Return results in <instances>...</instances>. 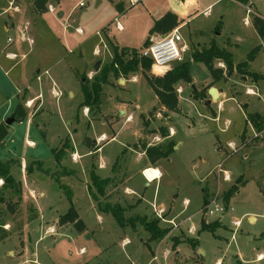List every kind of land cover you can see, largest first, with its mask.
<instances>
[{"label":"rangeland","instance_id":"1","mask_svg":"<svg viewBox=\"0 0 264 264\" xmlns=\"http://www.w3.org/2000/svg\"><path fill=\"white\" fill-rule=\"evenodd\" d=\"M79 1L61 0L54 5L57 1L49 0L45 11H39L33 0H0V122L13 126L0 144V159L17 158L21 163L13 169L17 182L23 186L29 182L37 194L26 201L23 196L14 197L12 207L0 202V224H4L0 233L5 230L8 234L0 241V264H264V130L262 137H256L259 130L250 119L258 114L264 117V39L255 26L256 17L264 20V0H251L257 16L249 17L243 5L225 0L224 14L213 30L206 31L211 37L216 35L233 62L252 61L250 70L258 73V81L249 76L245 82L239 71L230 77L226 63L212 57L214 75L227 84L226 95L222 102L213 100L207 105L204 97L214 75L204 60L194 59L192 46L201 40L189 35L186 26L181 34L189 49L183 52L182 61L172 66L188 62L192 82L174 84L178 97L174 110L163 106L156 95L152 83L165 90L157 82L164 75L156 74L150 66L125 76L111 72L102 86L100 107L94 112L79 107L84 99L81 83L84 78L90 83L112 60L113 46L104 41L99 30L109 23L115 27L116 14L106 10L104 0L106 8L100 0H90L81 8ZM161 1L165 0L139 3L140 17L133 26L122 33L113 28L115 41L145 48L143 42L151 30L143 17L145 10ZM4 7L11 12L13 25L1 16ZM216 9L197 19L202 30L210 29ZM61 10H65L62 17ZM65 20L71 21L70 27ZM82 20L91 27L85 36L76 33L75 25ZM19 25L28 28L33 41L30 37L20 39ZM201 49L199 52L205 53L210 47ZM252 52L255 57L249 60ZM23 67L29 76L41 75L42 81L28 84V78L22 76ZM46 70L48 74H44ZM17 84L21 88L29 85V94L22 90L18 97ZM248 87L257 92L248 93ZM202 91L203 98L194 97ZM28 96L34 98L31 107L25 99ZM20 101L30 117L23 123L14 120L7 124ZM67 137L74 150L58 164L53 149ZM156 147L172 150L168 157L153 161L146 151ZM35 160L41 163H33ZM31 163L33 171L28 172ZM220 164L230 180L219 177ZM148 166L158 168L162 176L146 186L142 172ZM92 168L100 177L110 178L104 192L96 193L101 203L118 202L126 207L128 216L140 214L151 219L161 214L160 225L172 226L168 236L149 244L150 234L140 224L136 230L121 227L112 214L100 212L89 192ZM68 170L73 173H66ZM236 184L238 190L225 201L224 194ZM64 185L74 192L72 202ZM212 199H218L221 209L204 215ZM72 206L84 221L83 230L74 223H59ZM202 219L219 220L221 226L214 232L202 230ZM172 236L182 242L176 249ZM188 238L198 244L193 247L185 241Z\"/></svg>","mask_w":264,"mask_h":264},{"label":"trees","instance_id":"2","mask_svg":"<svg viewBox=\"0 0 264 264\" xmlns=\"http://www.w3.org/2000/svg\"><path fill=\"white\" fill-rule=\"evenodd\" d=\"M49 0H33L35 7L39 11H45V4ZM59 2L60 0H56ZM240 3L247 4L249 0H236ZM178 16L176 13L168 12L161 18L155 21L153 27L150 30V35L155 33H168L173 30L178 25ZM255 26L259 33V35L264 39V20L256 17L255 18ZM150 36L148 40L145 42V47L149 45ZM142 50L140 48H131V47H118L113 46V57L110 62H108L103 69H100L98 74L88 83L87 78H84L81 85L82 91L84 94V99L80 103L79 107H87L89 111L94 112L100 107V96L102 92V86L104 83L107 82L109 74L113 72L115 75L118 76H125L132 72H136L140 67L144 69H148L152 66V60L142 56ZM255 56V53L249 54V60H252ZM195 60H204L208 65L210 71L214 75V67L212 64V57H217L222 59L228 68V74H232L235 69L241 73H247V65L248 61L238 63L234 66L232 54L225 49H220L215 44H212L209 50L205 53L203 52H195L193 54ZM255 78H258L256 74H253ZM214 77H216L214 75ZM220 78V77H216ZM183 79L187 82H192V77L189 73V63L183 62L179 66L174 67L171 71L167 72L162 79L158 80V84L163 85L165 90H159L154 83L153 89L158 96L159 100L161 101L162 105L167 107L168 109H175L178 104V97L175 93L174 84ZM194 97H201L203 98V92L197 93ZM27 116V111L23 107L21 103L17 105L14 110L13 117L16 121L20 122L23 121ZM250 118V117H249ZM251 121L255 125V127L260 130L262 129V124L264 123V119L261 118L260 114L256 116H252ZM9 132V127L4 123L0 122V144L5 140ZM88 143H86L87 145ZM89 146V145H88ZM99 148V147H98ZM93 149V150H97ZM74 150V146L72 144L71 138L67 137L60 147H56L53 149L55 161L58 164H62L66 159L68 154H70ZM171 148L164 149V148H147V156L149 159L156 161L157 159L166 158L171 153ZM17 159H8L6 161H2L0 159V181L2 184L0 186V202L8 203L7 207H12V200L14 197H22V188L21 184L17 182L15 176L13 174V169L16 164H18ZM41 163V160H35L33 163ZM28 166V172L33 171L32 164ZM39 169H42V167ZM46 171V170H45ZM73 173L72 170H68L66 173ZM47 173V172H45ZM89 176L91 179V184L89 187V192L91 196L97 201L98 209L100 212L110 213L116 219L121 227L130 226L134 230L137 228V224H140L147 232H149V244L150 243H159L161 242L166 236H168L171 227H163L160 225V218L153 217L149 219L146 215L136 214L135 216H128L126 215V207L121 205L118 202L111 203H101L98 200L96 193H103L105 188L108 186L110 182V178H102L100 177L92 168L89 171ZM67 197L72 202L74 197V192L71 187L64 185L63 186ZM94 188L96 190L94 191ZM238 190V186L232 185L227 192L224 194L225 201H229L230 197ZM207 204L206 198L204 199L203 206ZM59 223L61 225H65L67 223H74L75 226L79 230H83L85 228L84 221L80 219L78 212L74 206H72L68 212L60 216ZM4 225L3 223L0 224ZM220 221L215 220L213 222H206L205 219H202V230H208L214 232L218 227H220ZM2 229H0L1 231ZM8 234L6 231H2L0 233V241L4 239ZM172 245L173 248L176 249L177 246L182 243L177 236H172ZM186 242H190V244L195 247L198 242L191 241L190 238L185 239Z\"/></svg>","mask_w":264,"mask_h":264},{"label":"crops","instance_id":"3","mask_svg":"<svg viewBox=\"0 0 264 264\" xmlns=\"http://www.w3.org/2000/svg\"><path fill=\"white\" fill-rule=\"evenodd\" d=\"M106 1V3H108V7L106 10H111L112 14H116L113 18V21H115V27H114V23H109L107 25H105L103 28H102V31L99 30V32H101L102 36H103V39L104 41H106V43H110L112 44V46H118V47H131V48H138V46L136 45H127V43L124 41V43L122 44H119L117 41H115V35H114V31H113V28L116 30V32H119V33H122V32H125L126 29H127V26L131 25L133 26V23L135 22L136 18L139 16L140 17V14L138 12V8H136V6L143 2V0H138L136 2V0H133L132 2L130 0H104ZM233 1H236V0H233ZM80 2H84V5L83 6H80L81 8H86L89 4H90V0H80L79 1V4ZM135 2V3H134ZM173 2L174 0H165V1H161L159 2L158 4H151V7L148 9V10H145V15L143 17L146 18L147 20V28H152L155 21L158 20L159 18H161L162 16H164L166 13L168 12H173V13H176V15L178 16V25L174 28V29H179L180 33H181V30L183 28H185L186 26L188 27L189 29V35L191 34H194L196 37H198V39H200L201 41H197V44H195L194 46H192V53L194 54L195 52H199V51H202L203 49H201L202 47H205V48H209L212 46V44H215L217 47H219L220 49L222 48H225V50L227 49L226 47L224 46H221L218 42H217V38H216V35L215 37L212 36L209 34L208 35V32L206 31H211L213 30V27L215 28V24L218 20V18L224 14V6L225 4H223V2H225V0H178V5L180 6L181 9H176L174 6H173ZM238 2V1H237ZM56 3H61V0L59 2H55L54 5ZM100 3L102 6H104L103 8H106L103 0H100ZM240 3V2H238ZM248 3H251L252 6L254 5V2L249 0ZM247 3V4H248ZM53 4V3H52ZM241 5H243L244 7L247 5V4H243V3H240ZM31 5H32V2H31ZM53 5V6H54ZM52 6V7H53ZM215 7H218L217 12H216V16L214 17V19L210 22V29L209 27L207 26V29L206 30H202V24H198L197 22V19L201 16V15H211L213 10L215 9ZM53 12L55 11V8L53 7ZM18 11H21L22 9L20 8H17ZM34 13L35 10L32 9ZM254 10V9H253ZM255 11V10H254ZM7 13L8 14V18H9V21L4 20L8 23V24H14L12 21H11V12L8 10V8L4 7V8H1V16L3 17V14L4 13ZM87 12H89V16H94L93 12L92 11H89L87 10ZM255 13L257 14V12L255 11ZM65 15V10H61V12H59V16H64ZM143 15V14H142ZM125 19V21H124ZM205 20V19H204ZM64 23H67V25L69 26L71 21L70 20H65ZM204 23V22H203ZM74 24V23H73ZM29 26L30 27V24L29 22L27 21L26 22V26ZM191 25L193 27V29H191ZM26 26L23 28L21 25L18 26V30H19V34H20V39L22 41H27L28 38L32 37L31 33L28 32V28H26ZM77 26L76 27V33H78L80 36H85L88 32V30L91 28L89 27L86 23H83V20L81 22V24H77L75 25ZM196 26V27H195ZM70 27V26H69ZM173 29V30H174ZM171 30V31H173ZM170 31V32H171ZM168 32V33H170ZM168 33H155V34H152L150 35V41L151 40H156V39H159L161 37H164L166 36ZM183 36V35H182ZM148 40V39H147ZM145 39V41L143 42V46L142 47H145V42L147 41ZM31 41H33V39L31 38ZM108 41V42H107ZM119 41V40H118ZM183 41H184V37H183ZM183 45H186L187 49H189V46L187 43H183ZM96 53H99V49H96L95 51ZM7 55L11 56V55H14L11 54V53H7ZM255 57V56H254ZM217 59V58H216ZM254 59V58H253ZM252 59V60H253ZM252 61H248V65H247V73L244 74V73H241L240 72V77L243 78V80L246 82L248 81V79L253 78V82L255 81H258L260 76L258 75L257 72H253L250 70V63ZM220 65H224L222 63L219 62ZM237 63H235L234 61V66H236ZM153 66V65H152ZM221 67V66H220ZM167 68H170V70H159L160 68H156L153 66V70L156 72V74H160V75H165L167 72L171 71L174 66L172 67H167ZM25 70V67H23V73L22 76L28 78V84H31L32 81L34 82L36 79H37V75L36 78H34L33 76H29V74L27 75L28 71H24ZM39 71V69H38ZM49 71V70H48ZM92 72V71H90ZM89 73V72H88ZM93 73V72H92ZM95 73V72H94ZM238 74L239 72L235 69V71L232 73V75L234 74ZM257 73V74H256ZM253 74H256V76H258V78H255V76ZM230 75V77L232 76ZM252 75V76H251ZM22 76L16 78L17 80H19ZM250 76V77H249ZM214 77V76H213ZM230 77H228V80L230 79ZM43 77L41 78V80L39 81H42ZM38 80V79H37ZM183 79L181 80H178L177 83H179L180 81H182ZM185 81V80H183ZM223 80H221L220 78H216L214 77V83H211L209 86V88L207 89V97H204L208 100L211 99V95L209 94L208 90L211 88V87H215L217 88V91H218V94H219V97H218V101H221L222 102V96H225V90H226V85L227 84H224L222 82ZM18 82V81H17ZM227 83V81L225 82ZM180 89H178V92L181 91L182 89V86L180 85L179 86ZM250 89H253L251 87H248ZM22 90L25 92H27V95L29 94V91H30V86H25L23 88L20 87L19 84H17V96L19 97L20 96V93L22 92ZM254 91H256L255 89H253ZM203 92V91H202ZM257 92V91H256ZM23 97L25 96L24 94H22ZM203 96H205L204 92H203ZM28 98V99H27ZM26 100L30 101L32 100L34 102V98H31V97H25ZM27 101V102H28ZM217 101V100H216ZM213 100L211 101L210 104H212ZM21 103V101L19 102ZM18 103V104H19ZM17 104V105H18ZM16 105V107H17ZM32 106V105H31ZM31 106H28V107H31ZM15 107V108H16ZM212 114L213 116L215 117L216 116V111L213 109L212 110ZM26 117H30L28 114ZM264 119V117H262ZM252 122V121H251ZM19 123H23V121H20ZM253 124V122H252ZM254 125V124H253ZM13 126L11 125L10 128H12ZM255 127V125H254ZM9 128V130H10ZM256 128V127H255ZM172 130V129H171ZM264 130V128L260 129L259 131H262ZM174 133V131L172 130V134ZM102 135H105V134H102ZM106 136V135H105ZM173 137V135H172ZM242 138L244 139V134H242ZM245 141V140H244ZM247 141V140H246ZM31 144H33V141H29ZM86 154H90V151H88V153ZM79 156V155H78ZM81 156V155H80ZM17 159V158H15ZM18 160V159H17ZM160 160V159H159ZM19 161V160H18ZM20 163V161H19ZM21 164V163H20ZM157 164V162H156ZM26 164H23V167L25 166ZM146 168H150L149 166L146 167ZM23 172V171H22ZM161 172V171H160ZM162 175V173H161ZM17 179V178H15ZM144 179V178H143ZM240 178L237 179V183H239ZM145 180V179H144ZM243 181V177H242V180ZM145 185L148 186V183L145 182ZM22 186V196H23V200L26 201V200H30L29 196H31L32 198H36L37 197V194L35 193V189L30 185L29 182H27L24 186ZM129 188V187H128ZM43 194V193H41ZM56 220L58 222V217H56ZM51 227V226H50ZM53 227V226H52ZM52 227L50 228V230L52 229ZM125 243H128V241H125ZM260 256H262L263 254H259ZM159 261V259H158ZM161 263V261H159ZM163 264V263H161Z\"/></svg>","mask_w":264,"mask_h":264},{"label":"built area","instance_id":"4","mask_svg":"<svg viewBox=\"0 0 264 264\" xmlns=\"http://www.w3.org/2000/svg\"><path fill=\"white\" fill-rule=\"evenodd\" d=\"M80 6L84 5V2H80ZM51 11H53V7L50 6ZM247 16L249 15H256L255 11L253 10V6L251 3H248L246 6ZM152 43H150L148 46L143 48L142 50V56L149 58L152 60V65L156 68H164V67H172L173 64L182 61L183 59V52L187 49L186 45H180V43L183 41V36L180 33L179 29H174L170 33H168L166 36L161 37L156 40H151ZM49 71L46 70L44 74H48ZM42 76L38 75L37 79L41 80ZM248 93H254L253 89L248 88ZM28 106H31L33 104V101L30 100L27 102ZM256 137L260 136L262 137L263 134L261 131L255 134ZM248 142V141H247ZM218 173L219 177L224 176L226 180H230V175L227 170L223 168V165L220 164L218 167ZM157 172L155 173V168L150 167L143 170L142 174L145 179V181L149 184L154 183L155 181L159 180L161 178V172L157 168ZM188 203V200L185 201ZM213 205V206H212ZM221 209L218 199H212L209 204L206 207V210L204 211V215L206 214H215L216 212H219ZM159 211V210H158ZM160 213H163V210L161 209ZM159 218L162 217L161 214L158 215ZM206 222L208 220L205 219ZM173 225V223H172ZM174 227H177V225L174 223ZM156 260H158V257H155Z\"/></svg>","mask_w":264,"mask_h":264},{"label":"water","instance_id":"5","mask_svg":"<svg viewBox=\"0 0 264 264\" xmlns=\"http://www.w3.org/2000/svg\"><path fill=\"white\" fill-rule=\"evenodd\" d=\"M173 6H174L176 9H178V10L181 9L180 6L178 5V0H174V2H173ZM3 18H4L5 20L9 21L8 14H7L6 12L3 14ZM159 70H166V71H167V70H170V68L164 67V68H160V69H158V71H159ZM120 81L123 82L124 80L121 79ZM208 92H209V94L212 96V98H211L210 100H207L206 104H207V105H210V103H211L212 100H218L219 94H218L217 88H215V87H211V88L208 90ZM14 120H15V118L12 116V117H10V118L7 119L6 123H7V124H11L12 122H14Z\"/></svg>","mask_w":264,"mask_h":264},{"label":"bare ground","instance_id":"6","mask_svg":"<svg viewBox=\"0 0 264 264\" xmlns=\"http://www.w3.org/2000/svg\"><path fill=\"white\" fill-rule=\"evenodd\" d=\"M104 137H105V136H104ZM101 139H102V138H101ZM155 173H158V172H157V168H155Z\"/></svg>","mask_w":264,"mask_h":264}]
</instances>
